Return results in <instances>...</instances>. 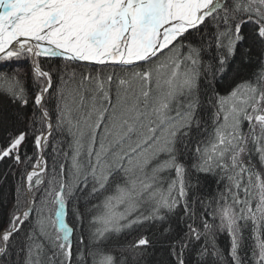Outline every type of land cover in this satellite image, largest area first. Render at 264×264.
<instances>
[{"label": "snow or ice", "instance_id": "1", "mask_svg": "<svg viewBox=\"0 0 264 264\" xmlns=\"http://www.w3.org/2000/svg\"><path fill=\"white\" fill-rule=\"evenodd\" d=\"M8 160L0 264H264V0H0Z\"/></svg>", "mask_w": 264, "mask_h": 264}, {"label": "trees", "instance_id": "2", "mask_svg": "<svg viewBox=\"0 0 264 264\" xmlns=\"http://www.w3.org/2000/svg\"><path fill=\"white\" fill-rule=\"evenodd\" d=\"M208 59H211V55ZM18 171L19 169L13 166L11 160L0 162V217H3L5 212L11 208L18 187ZM223 191L222 185L218 188L216 184L204 185L202 182L199 186L193 187L191 195L194 199H204L207 203L208 200L218 196ZM141 231L152 241V245L144 252L143 256L136 259L130 256L129 264H168L170 259L169 247L167 243L163 242L164 237L161 235L159 227L157 226L151 230L144 228ZM179 235H182V232ZM136 239V234H130L124 238L122 243H131ZM217 245L222 252L227 249L228 240L223 234L217 237Z\"/></svg>", "mask_w": 264, "mask_h": 264}]
</instances>
